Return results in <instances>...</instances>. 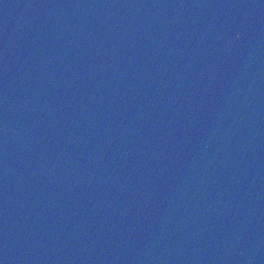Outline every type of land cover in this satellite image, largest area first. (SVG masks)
<instances>
[{
  "label": "water",
  "instance_id": "1",
  "mask_svg": "<svg viewBox=\"0 0 264 264\" xmlns=\"http://www.w3.org/2000/svg\"><path fill=\"white\" fill-rule=\"evenodd\" d=\"M0 264H264V0H0Z\"/></svg>",
  "mask_w": 264,
  "mask_h": 264
}]
</instances>
